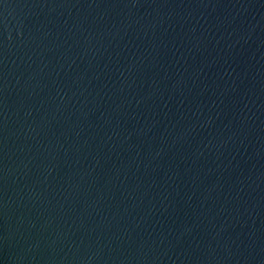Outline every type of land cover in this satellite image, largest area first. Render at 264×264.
Listing matches in <instances>:
<instances>
[{"label":"water","instance_id":"95a60500","mask_svg":"<svg viewBox=\"0 0 264 264\" xmlns=\"http://www.w3.org/2000/svg\"><path fill=\"white\" fill-rule=\"evenodd\" d=\"M0 264H264V0H0Z\"/></svg>","mask_w":264,"mask_h":264}]
</instances>
